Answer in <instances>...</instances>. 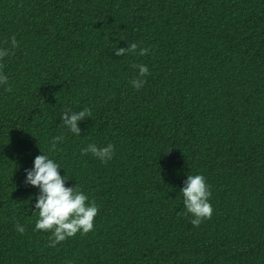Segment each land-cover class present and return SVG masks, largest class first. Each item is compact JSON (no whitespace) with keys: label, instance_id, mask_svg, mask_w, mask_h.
<instances>
[{"label":"trees","instance_id":"1","mask_svg":"<svg viewBox=\"0 0 264 264\" xmlns=\"http://www.w3.org/2000/svg\"><path fill=\"white\" fill-rule=\"evenodd\" d=\"M13 35L0 264H264V0H0V49ZM128 43L150 50L116 56ZM132 63L149 69L139 90ZM69 108L91 110L79 135L61 121ZM89 143H111L112 159L81 155ZM40 153L98 206L91 231L55 247L24 182ZM196 174L213 209L198 227L180 192Z\"/></svg>","mask_w":264,"mask_h":264},{"label":"clouds","instance_id":"2","mask_svg":"<svg viewBox=\"0 0 264 264\" xmlns=\"http://www.w3.org/2000/svg\"><path fill=\"white\" fill-rule=\"evenodd\" d=\"M12 48L0 49V59L14 54L18 42L13 35L11 38ZM116 56L134 54L138 56L147 55L149 48L139 47L137 43H128L127 47H114ZM2 67V66H0ZM131 67L138 70L137 78L132 79L130 83L139 90L146 83L143 77L149 74L147 65L132 63ZM7 75L0 72V84H7ZM6 91L11 92V87ZM92 113L89 108H84L79 112H73L72 109H66L61 115V121L74 134L79 135L81 132L78 121L91 117ZM64 137L55 136L51 140L49 151H57V144L63 142ZM91 153L101 162L112 159L114 146L108 143L100 147L95 143H89L81 149V155ZM61 168L53 159L46 154H38L34 157L31 168L25 169V184L37 186L39 192L36 195L34 211L38 212L39 219L36 221L35 230H50L49 247H55L57 243L64 241L66 238L74 236L78 231L81 234H87L93 229V219L97 215L98 206L93 201H88V197L79 191L75 186L66 187L65 181L68 177L61 176L58 172ZM210 185L206 184L205 177L200 174L187 175L183 181L180 192L183 196V203L186 213L194 217L190 223L198 227L203 219H210L213 209L210 205L211 196ZM16 231L23 234L25 228L17 223ZM69 264H72L70 261Z\"/></svg>","mask_w":264,"mask_h":264}]
</instances>
